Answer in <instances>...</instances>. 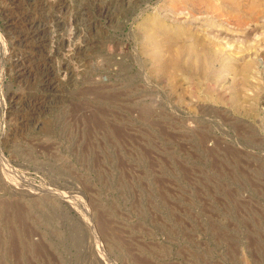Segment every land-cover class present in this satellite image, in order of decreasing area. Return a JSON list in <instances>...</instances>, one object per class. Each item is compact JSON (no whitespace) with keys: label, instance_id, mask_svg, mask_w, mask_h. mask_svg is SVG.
Here are the masks:
<instances>
[{"label":"rangeland","instance_id":"1","mask_svg":"<svg viewBox=\"0 0 264 264\" xmlns=\"http://www.w3.org/2000/svg\"><path fill=\"white\" fill-rule=\"evenodd\" d=\"M0 264H264V0H0Z\"/></svg>","mask_w":264,"mask_h":264},{"label":"bare ground","instance_id":"2","mask_svg":"<svg viewBox=\"0 0 264 264\" xmlns=\"http://www.w3.org/2000/svg\"><path fill=\"white\" fill-rule=\"evenodd\" d=\"M116 3V2H115ZM61 10V9H60ZM44 23V22H43ZM61 26V25H60ZM73 26V25H72ZM30 27V26H29ZM30 29V28H29ZM59 29V28H58ZM28 31V30H27ZM74 31V30H73ZM79 32V31H78ZM51 33V32H50ZM34 36H36V34H33ZM77 35V34H76ZM75 36V35H74ZM71 38V37H70ZM28 40V39H27ZM30 40V39H29ZM55 40V39H54ZM48 41V40H47ZM50 41V40H49ZM19 43V42H18ZM24 57V56H23ZM29 57V56H28ZM21 72H23V71H21ZM49 80V79H48ZM40 106V105H39ZM27 108V107H26ZM36 108V107H35ZM29 109H30V107H29ZM93 233V232H92ZM94 234V233H93ZM94 237V236H93Z\"/></svg>","mask_w":264,"mask_h":264}]
</instances>
